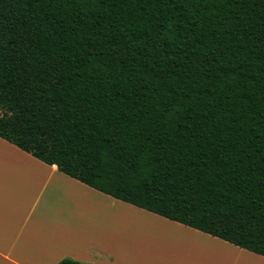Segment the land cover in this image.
<instances>
[{
	"label": "trees",
	"instance_id": "1",
	"mask_svg": "<svg viewBox=\"0 0 264 264\" xmlns=\"http://www.w3.org/2000/svg\"><path fill=\"white\" fill-rule=\"evenodd\" d=\"M0 137L264 256V0H0Z\"/></svg>",
	"mask_w": 264,
	"mask_h": 264
},
{
	"label": "crops",
	"instance_id": "2",
	"mask_svg": "<svg viewBox=\"0 0 264 264\" xmlns=\"http://www.w3.org/2000/svg\"><path fill=\"white\" fill-rule=\"evenodd\" d=\"M126 208L172 225L181 252L128 253L124 236L109 228L102 236V219L94 230L93 211L124 216ZM251 254L264 261L263 255L94 189L0 137V264H56L66 257L84 264H248L243 260Z\"/></svg>",
	"mask_w": 264,
	"mask_h": 264
},
{
	"label": "rangeland",
	"instance_id": "3",
	"mask_svg": "<svg viewBox=\"0 0 264 264\" xmlns=\"http://www.w3.org/2000/svg\"><path fill=\"white\" fill-rule=\"evenodd\" d=\"M121 214V212H119ZM120 214H114L111 210L107 213L103 212L102 216L97 215L95 211L92 212L91 217L93 220V228L96 230L95 224L98 219H102V226L106 223L107 226L102 230V236L105 232H110L117 236L125 237V251L128 253L156 255L164 253L166 250L168 253H180L182 247L180 242L181 237H176L169 231L172 228L168 222L158 220L151 215H146L142 212H132V210L124 211V216ZM110 222L117 223V227L114 228L110 225ZM110 226V227H109ZM105 231V232H104ZM172 240H171V239ZM247 255V254H245ZM253 255V254H251ZM248 264H254L255 262L261 261L264 264L263 259L259 256H246ZM242 264V263H241Z\"/></svg>",
	"mask_w": 264,
	"mask_h": 264
},
{
	"label": "bare ground",
	"instance_id": "4",
	"mask_svg": "<svg viewBox=\"0 0 264 264\" xmlns=\"http://www.w3.org/2000/svg\"><path fill=\"white\" fill-rule=\"evenodd\" d=\"M243 254V253H242ZM254 264H257L256 262Z\"/></svg>",
	"mask_w": 264,
	"mask_h": 264
}]
</instances>
